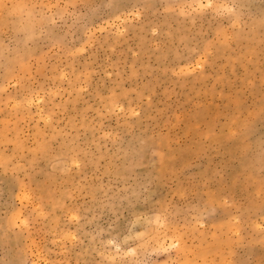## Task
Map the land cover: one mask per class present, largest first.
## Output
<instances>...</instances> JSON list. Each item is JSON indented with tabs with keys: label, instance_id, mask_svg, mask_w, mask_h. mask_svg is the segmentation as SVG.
<instances>
[{
	"label": "rangeland",
	"instance_id": "rangeland-1",
	"mask_svg": "<svg viewBox=\"0 0 264 264\" xmlns=\"http://www.w3.org/2000/svg\"><path fill=\"white\" fill-rule=\"evenodd\" d=\"M0 264H264V0H0Z\"/></svg>",
	"mask_w": 264,
	"mask_h": 264
}]
</instances>
